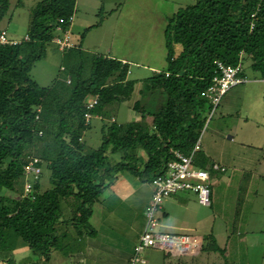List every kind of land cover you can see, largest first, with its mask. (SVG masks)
Masks as SVG:
<instances>
[{
  "label": "trees",
  "instance_id": "1",
  "mask_svg": "<svg viewBox=\"0 0 264 264\" xmlns=\"http://www.w3.org/2000/svg\"><path fill=\"white\" fill-rule=\"evenodd\" d=\"M75 4L37 1L28 39L0 44V255L9 264L18 239L43 263L52 249L64 255L84 250L87 237L95 234L89 222L93 204L119 176L150 183L173 158L172 151L189 155L213 108L203 93L220 74L217 62L240 65L238 76H247L249 69L257 75L247 76L250 81L264 78V0H195L167 20L166 69L142 80L129 78L128 62L84 50L85 32L75 42L70 31L74 46L58 49L62 73L41 86L30 72L45 57L57 27L71 30L68 18L74 19ZM9 5L0 0V20ZM136 89L139 97L132 101ZM93 97L97 103L88 109ZM144 97L162 98L151 110ZM122 103L139 118L117 122ZM93 116L102 121V141L87 151L84 134ZM115 153L120 159L110 162ZM30 162L37 174L26 171ZM209 164L212 168L214 162ZM201 250L223 253L211 232L203 236Z\"/></svg>",
  "mask_w": 264,
  "mask_h": 264
},
{
  "label": "rangeland",
  "instance_id": "2",
  "mask_svg": "<svg viewBox=\"0 0 264 264\" xmlns=\"http://www.w3.org/2000/svg\"><path fill=\"white\" fill-rule=\"evenodd\" d=\"M37 1L39 0H9V9L0 20V30L6 31L8 39L19 41L24 38L31 9ZM194 2L195 0H76L71 37L77 42L85 32L82 42L84 50L127 59L128 77L142 80L150 76L152 71L166 69L164 29L167 20L180 7ZM91 25L94 26L86 30ZM62 64V52L54 41H50L47 43L45 57L34 64L30 75L39 85L48 86L62 73ZM245 72L250 79L257 76L249 69ZM136 97H139L137 89L132 101ZM161 98L148 100L144 97L142 101L148 100L149 108L153 110ZM115 118L117 122H126L138 119L139 115L127 103H122L117 107ZM90 123L91 127L84 134L87 151L98 147L102 141V121L93 116ZM199 140V151L192 156V165L211 174V205L199 204L191 192L173 195L162 204V207L168 205L172 209L168 220L171 226L164 227L162 210H159L156 230L200 237L211 232L217 245L223 249V253L203 252L193 262L185 258L179 263L178 260H173L172 264H245V241H235L241 237L239 234L245 235L247 229L245 222H242L245 207L240 205L244 193L237 190V185L246 186L245 177H238L240 171L264 170V83L250 81L230 88L222 96L209 123L204 125V131L201 130ZM119 159V153L109 155L110 162ZM208 161H217L219 165L222 162L226 171L212 170ZM246 195L245 193V197ZM257 195L259 205L264 206V193ZM183 196H187L185 212L183 205H180L182 203L178 201ZM237 205L241 211L238 209L239 213L236 214ZM179 215L185 219V226L188 227L186 231L182 232L177 228ZM258 223L253 222L255 230L248 231L250 235L257 233ZM228 238L230 241H227ZM255 242L259 247L250 251L251 264H264V234L257 237ZM144 255L150 264L164 261V253L158 249H148Z\"/></svg>",
  "mask_w": 264,
  "mask_h": 264
},
{
  "label": "crops",
  "instance_id": "3",
  "mask_svg": "<svg viewBox=\"0 0 264 264\" xmlns=\"http://www.w3.org/2000/svg\"><path fill=\"white\" fill-rule=\"evenodd\" d=\"M117 58L127 62V59L123 57ZM229 137L233 138L232 136ZM213 162L217 163V161ZM220 163L224 167V164ZM225 171L226 169L220 172ZM238 177H245L246 180V186H244L243 190L244 198L242 204L245 208L242 222H245L247 229H245V235L239 234V237H241L235 241H245V264H251L250 251L255 247H259L255 241L257 237L264 234V206L259 205V196L257 195L264 193V170L245 169L240 171ZM260 184L262 185L260 186ZM240 187V185H237L239 192ZM245 193L248 196L246 195L245 197ZM7 195L12 196L10 194ZM151 195L152 187L149 183L140 182L137 177L121 175L104 192L100 200L93 204V213L89 222L95 234L87 237L84 250L64 255L60 250L52 249L49 261L43 263L38 255L33 254L22 240L18 239L15 249L11 253L12 261L10 264H126L133 254L139 236L145 227L146 209ZM186 200L187 196L180 197V200H178L182 203L180 205H183L184 212L187 209V205L184 206ZM160 210H162L161 217L164 220V227L171 226L168 220L172 209L168 208L167 205L166 207H161ZM178 220L177 228L182 232L186 231L188 227L185 226V219L179 215ZM253 222H259V225L257 233L250 235L248 231L255 230L252 227ZM198 237L200 239L203 238V236ZM227 241H230V238ZM203 252L200 250L193 256L164 254V261H159L156 264H172L173 260H178L177 262L179 263L185 258H189L193 262V260L200 258ZM149 262L147 260L146 264H150ZM0 264H9L6 256L0 255Z\"/></svg>",
  "mask_w": 264,
  "mask_h": 264
},
{
  "label": "built area",
  "instance_id": "4",
  "mask_svg": "<svg viewBox=\"0 0 264 264\" xmlns=\"http://www.w3.org/2000/svg\"><path fill=\"white\" fill-rule=\"evenodd\" d=\"M68 20L72 23L73 17L70 16ZM57 32L53 41L59 50L63 51L74 46L70 40L69 28L63 29L58 26ZM23 39L27 40L28 37L25 35ZM16 42L19 41L6 37V31L0 32V44ZM217 66L220 74L213 77L212 84L203 93L213 104V108L209 112L204 125L208 123L227 90L237 84L250 81L247 76H238L240 65L232 67L217 62ZM255 81L264 83V78L255 79ZM96 103L97 97L89 98L87 100V108L94 107ZM84 116L88 120L91 115L89 112H86ZM202 130L204 131V126ZM199 146L200 140L198 139L189 155H185L177 150L172 151L173 158L166 163L163 172L151 180L152 195L146 209V224L139 236L134 252L126 264H146L147 260L144 254L148 249H158L166 255L175 256H193L201 250L202 239L198 236L188 233L156 230V225L158 224L157 212L161 209L163 202L173 195L191 192L196 196L199 204L204 206L210 205V174L207 170L196 168L192 165V156L199 149ZM212 168L220 171L225 170L223 166L217 163H214ZM26 171L37 174L39 168L34 166L33 162H30L26 166ZM28 186L26 184L25 188L28 189Z\"/></svg>",
  "mask_w": 264,
  "mask_h": 264
}]
</instances>
